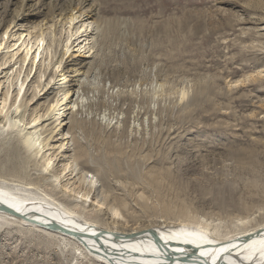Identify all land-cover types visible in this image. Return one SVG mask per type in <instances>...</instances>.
<instances>
[{
	"label": "rangeland",
	"instance_id": "obj_1",
	"mask_svg": "<svg viewBox=\"0 0 264 264\" xmlns=\"http://www.w3.org/2000/svg\"><path fill=\"white\" fill-rule=\"evenodd\" d=\"M66 1L84 15L76 13L71 26L49 12ZM91 20L92 41L84 30ZM78 30L88 43L74 41ZM22 31L16 57L42 32V59L23 99L24 90L16 94L29 60L20 74L19 64L5 66L0 109L17 98L30 121L58 108L42 123L50 130L70 113L57 93L62 66L83 61L81 76L69 77L82 93L67 116L75 120L73 151L57 154L53 167L62 173L77 145L84 156L74 172L69 165L60 181L52 179L45 159L0 123L1 182L55 199L82 220L101 224L99 210L125 229L195 222L229 237L264 224V0H0V48ZM79 190L89 193L84 206L74 194ZM33 230L0 232V264H98L65 240L44 243L28 234Z\"/></svg>",
	"mask_w": 264,
	"mask_h": 264
},
{
	"label": "bare ground",
	"instance_id": "obj_2",
	"mask_svg": "<svg viewBox=\"0 0 264 264\" xmlns=\"http://www.w3.org/2000/svg\"><path fill=\"white\" fill-rule=\"evenodd\" d=\"M24 1L28 3L34 2V0ZM86 1L89 2V0ZM55 6L51 4L49 10L53 16L55 15L51 19L57 18V21L59 20L60 23L63 22L65 25L71 26L74 20L79 18L75 16L76 13L84 16L78 10L74 13L77 8H74L71 2L64 4V9L61 6L58 8ZM86 16L89 19L93 17V15ZM53 20L51 28L54 26ZM87 20L85 19V21ZM93 24H95V21L91 20L84 28V30H88L91 41L94 39V30H97ZM9 28L10 26L2 32L1 37L7 35ZM86 31L78 30L75 34H78V36L74 38V41L79 42V44L84 41L88 43L89 37L81 36ZM25 32L28 36L31 34V32ZM23 34V31L18 34V39L12 46L0 48V56L2 57L0 67H3L0 75L4 79L8 74V68H5L6 65L12 68L14 65L19 64L20 74L23 66L29 60L26 65L28 73H26L24 80H21L16 94L17 98H20L24 90L22 99L25 95L24 84L28 80L29 75H31L32 69L35 70L41 62V52L44 44H46L42 32L38 33L34 41V43L36 42L34 47H26L27 50L24 56L19 59L16 55L20 50L18 48L22 46L24 41H21L20 45L18 41L22 40ZM83 37L84 39L81 41ZM17 44L19 46L16 48ZM14 47L16 49H13ZM5 49L6 51L3 52ZM81 49L82 47H79L77 51ZM87 49L90 52L92 47ZM68 50L69 47L64 50L59 61L54 63V65L58 66L57 68L62 64L63 56L68 53ZM13 61L14 63L10 66ZM86 66L83 61H74L73 59L65 61L62 66V79L58 82L60 91L57 93L62 94L63 102L69 101L65 103V108L70 113L77 108L78 100L82 99V93L80 91L81 85H76L72 79L69 80V77L70 75L81 76L82 69ZM66 84H68L67 89H64ZM39 87L40 85H38ZM7 96L8 90L3 96L5 100ZM17 98L14 99L10 106H2L0 109L2 128H10L18 132L22 147L31 153L32 156L44 158L45 163L42 165L44 170L47 173L51 172L52 179L60 181L62 174L67 170V166L71 165V172H74L77 158L82 160L84 156L81 146L77 145L76 150L70 156L72 157L70 162L65 161L66 168L64 167L62 173H57L53 167L57 154L66 153L67 151L72 153L73 151V149L69 150L68 145L71 144L72 146L75 140V137L70 132L75 120L70 117L67 118L69 113L61 121H59L60 118H57V124L47 130L42 123L48 121L46 119H51L58 115L55 113L60 110L58 108L47 109L44 115L35 114L28 121L26 118V105L23 102L18 103L19 98ZM53 143H58V145L54 146ZM51 150H54V152L49 156L45 155ZM85 168H87V165ZM17 187L18 185H5L0 181V232L15 233L14 231H21L22 227L33 228L35 229L33 233L28 234L34 235L35 232L36 235L34 236L40 237L44 243H53L57 239L59 241L65 240L71 243L70 245L81 252L83 256L98 264H264V224L239 233L237 236L229 237L220 236L216 227L209 229L195 222L152 226L142 225L125 229L119 225L115 227V222L114 225H110L108 218H105V215L101 214L102 212L99 210L95 211V217L100 220L101 224H98L97 221L82 220L68 208H63V206L58 204L57 200H49L46 197L35 198L27 189H17ZM66 189L69 188L66 187ZM87 189L89 190V188ZM76 192L74 194L77 195V198H80L81 205L84 206L87 203L89 193L82 190ZM91 206L95 208L93 205ZM112 215L117 216V212H112ZM42 233L44 235H41ZM63 244L66 245V243ZM73 253H69V255L75 256V253Z\"/></svg>",
	"mask_w": 264,
	"mask_h": 264
}]
</instances>
